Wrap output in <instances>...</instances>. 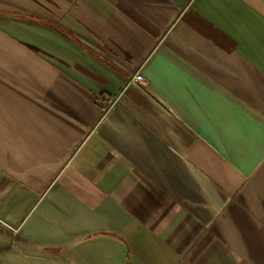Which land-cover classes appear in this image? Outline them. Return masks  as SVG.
Wrapping results in <instances>:
<instances>
[{"label":"crops","instance_id":"0c3cea01","mask_svg":"<svg viewBox=\"0 0 264 264\" xmlns=\"http://www.w3.org/2000/svg\"><path fill=\"white\" fill-rule=\"evenodd\" d=\"M0 264H264V0H0Z\"/></svg>","mask_w":264,"mask_h":264},{"label":"built area","instance_id":"2783aa9c","mask_svg":"<svg viewBox=\"0 0 264 264\" xmlns=\"http://www.w3.org/2000/svg\"><path fill=\"white\" fill-rule=\"evenodd\" d=\"M132 84H141L143 82V77L139 71H136V73L131 77Z\"/></svg>","mask_w":264,"mask_h":264}]
</instances>
